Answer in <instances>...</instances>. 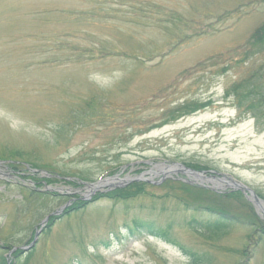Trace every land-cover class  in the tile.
I'll return each instance as SVG.
<instances>
[{"label":"rangeland","instance_id":"rangeland-1","mask_svg":"<svg viewBox=\"0 0 264 264\" xmlns=\"http://www.w3.org/2000/svg\"><path fill=\"white\" fill-rule=\"evenodd\" d=\"M262 24L264 0H0V157L20 163V170L0 168V246H24L63 198L85 199L89 191L50 184L28 163L50 176L94 183L126 168L116 174L127 180L118 187L187 162L223 177L199 180L175 170L145 176L158 185L146 183L129 201L100 199L72 213L38 234L28 259L29 253L15 261L193 264L185 248L202 264H244L248 205L264 222L262 211L246 198L247 204L211 198L210 206L226 202L244 223L208 240L188 223L208 219L199 207L209 200L160 187L179 177L221 195L232 189L224 183L232 177L264 196V120L239 115L225 97L264 64V54L245 57ZM198 103L207 106L182 109ZM20 184L52 196L35 202ZM135 219L169 228L173 242L147 233L125 239ZM257 239L247 264H264V238Z\"/></svg>","mask_w":264,"mask_h":264},{"label":"trees","instance_id":"trees-1","mask_svg":"<svg viewBox=\"0 0 264 264\" xmlns=\"http://www.w3.org/2000/svg\"><path fill=\"white\" fill-rule=\"evenodd\" d=\"M247 47L245 51V57L246 60H249L251 57L256 56V54H264V24H262L260 27L256 29V31L253 33V35L250 37V39L246 42ZM225 97L227 99H232V103L235 104L239 111V115H251L252 118L255 119L257 124L260 122H263L264 120V64L261 65L258 68H255L249 75L243 77L238 82L233 83L231 86H229L225 90ZM206 104H193L191 106H184L182 109L185 110V114H191L195 113L198 110H201L205 108ZM90 107V106H89ZM19 155V153H17ZM187 167L192 168L194 170L202 171V170H208L210 167L207 166H201L199 164L194 163H184ZM29 165H32L33 168H39L37 164L29 163ZM120 172V168H115L110 172V175H114L116 173ZM81 179V178H80ZM82 180V179H81ZM92 181L90 179H86V181ZM50 184L54 182H60L64 183L70 187L76 188L79 187L80 184H78L75 181H68V180H62L59 178H51L48 180V183ZM173 187L177 186L180 187L183 191L186 193L194 194L198 198L200 197L201 200L208 199L209 203L204 205L201 204L199 207V213L207 212L208 219L206 220H198L196 218L192 219L188 226L190 229L198 230L199 233L205 238L210 240V238H218L221 235H223L226 231L234 227L238 224H243V220H241L239 217H244L240 215H236L228 211L226 207V202H223L224 204L219 206H210V199L215 197L219 198L221 200H235L240 204H247V201L244 197V195L241 192H229L228 194L218 195L212 192L211 190L200 187L197 185H190L188 183L183 182L179 179H169L163 183V185L160 188H163L164 186ZM146 183L143 182H134L129 184L128 186L124 188H118L114 189L107 193H100L98 194L94 199L93 203L100 200V199H108L115 202L120 201H129L131 198L140 195L144 193ZM20 191H27L28 196H30L35 200V202L42 199L44 196H52L51 194L47 193L46 191L39 192L35 187L32 186L31 189H28L20 184L19 187ZM28 189V190H26ZM53 196L59 197L58 194H54ZM262 198L264 196L262 194H259ZM66 200L64 204H66L69 200V197L63 198ZM64 200H61L64 201ZM89 203H85L82 201H77L72 204L68 209H66L61 217H54L51 218L48 225H47V232L51 230V228L56 224V222L60 219L70 217L72 213H80L82 210H84ZM249 209L252 214V219H249L248 217H244L246 219V222L248 223V229L249 234L247 235V244L241 251L243 254V258L245 259L244 264H247L248 258H249V246L253 243L254 237L259 236V239L256 240V243L263 237L264 238V222L258 217V215L253 211L252 207L250 205ZM127 228V234L123 237L127 240L131 238L138 239L137 237L141 236L143 233H147L151 237L162 239L166 242H173V238L170 235L169 228L166 230L158 229L154 227L153 224L150 223H144L139 220H133L131 226H126ZM146 231V232H141ZM14 246H9L4 244L3 246H0V251L7 250V253L10 252ZM183 251L186 255L191 256L194 258L193 264H202L205 262L204 260H199L195 257L192 252L186 250L183 248ZM25 253L23 251H17L13 254L11 259V264H17L18 262L15 260H18L20 257H22ZM7 254H0V264H7ZM31 255L29 254L28 257ZM28 261V260H27ZM26 261V262H27ZM80 264V263H78Z\"/></svg>","mask_w":264,"mask_h":264},{"label":"water","instance_id":"water-1","mask_svg":"<svg viewBox=\"0 0 264 264\" xmlns=\"http://www.w3.org/2000/svg\"><path fill=\"white\" fill-rule=\"evenodd\" d=\"M157 169L159 170V173L149 172V173H146L145 175H150V176H158L159 174L166 175V174L172 173L175 170V171H180L182 173L188 174V175H190L196 179H199V180H207V178L205 177L206 172H197V171H194L192 169L186 168L182 164H174L171 166L157 167ZM143 176L144 175H142L136 181L150 182V180L143 178ZM228 180H229L228 186H230L233 189L240 190V191L244 192L247 195V197L249 194V200L257 208H260L261 210L264 209V202L256 195V193L254 191H252L248 187L244 186L240 182L235 181L232 178H230ZM126 181L127 180H121L120 178L116 177V178H107L104 181H99L97 184L88 185V187L91 188V191L88 193L86 200H91L93 195H95V193L99 190V188H102V187L114 188V187H117L116 184H114V182L125 183ZM101 183H103L102 184L103 186L99 187L98 185H100ZM104 183H106V184H104ZM48 220H49V218H46L45 222H47Z\"/></svg>","mask_w":264,"mask_h":264},{"label":"bare ground","instance_id":"bare-ground-1","mask_svg":"<svg viewBox=\"0 0 264 264\" xmlns=\"http://www.w3.org/2000/svg\"><path fill=\"white\" fill-rule=\"evenodd\" d=\"M165 172V171H164ZM103 183H101L100 185H98L99 187H102L103 185H102ZM104 184H106V183H104Z\"/></svg>","mask_w":264,"mask_h":264}]
</instances>
